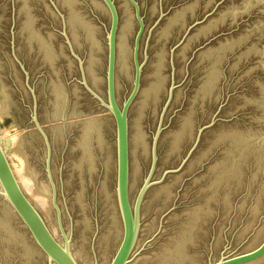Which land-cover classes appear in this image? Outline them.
I'll return each mask as SVG.
<instances>
[{"label": "water", "instance_id": "water-1", "mask_svg": "<svg viewBox=\"0 0 264 264\" xmlns=\"http://www.w3.org/2000/svg\"><path fill=\"white\" fill-rule=\"evenodd\" d=\"M0 264H264V0H0Z\"/></svg>", "mask_w": 264, "mask_h": 264}, {"label": "bare ground", "instance_id": "bare-ground-1", "mask_svg": "<svg viewBox=\"0 0 264 264\" xmlns=\"http://www.w3.org/2000/svg\"><path fill=\"white\" fill-rule=\"evenodd\" d=\"M13 133H15L14 131L11 132V134L9 135L12 139V141L15 139ZM3 136V135H2ZM1 136V137H2ZM0 137V138H1ZM5 144V143H4ZM17 153V152H16ZM9 154V153H8ZM15 155L14 157L17 158L18 161V165L14 166L11 162L12 168L14 170V173L16 174V177L19 181V183L21 184V186L23 187L24 191L26 192V194L32 198L33 201H35L38 206L43 210L46 211L48 208V199L46 196L41 195V194H35L34 193V182L33 179L26 175L23 171H24V167H25V161L24 158L19 154H13ZM13 157V156H12ZM13 157V158H14ZM14 161V160H13Z\"/></svg>", "mask_w": 264, "mask_h": 264}, {"label": "rangeland", "instance_id": "rangeland-1", "mask_svg": "<svg viewBox=\"0 0 264 264\" xmlns=\"http://www.w3.org/2000/svg\"><path fill=\"white\" fill-rule=\"evenodd\" d=\"M36 128H37L36 125L28 127V128H25V127L18 128L17 122H15V123H13V124H11L9 126H6L4 124V120H3L2 116L0 115V137L3 135L1 137L2 140H3L1 144H2V146L4 148V151L6 152V155H7L8 159H9L10 163L11 162H12V164L14 163L13 164L14 166L18 165V161H17V158L14 157L15 155H13V154H17L13 150V148H14L15 144L17 143V141L19 140L20 135L23 134L24 132L28 131V130L36 129ZM12 131L15 132V133H13L14 138H15L13 141H12V139H10L11 137L9 136Z\"/></svg>", "mask_w": 264, "mask_h": 264}]
</instances>
